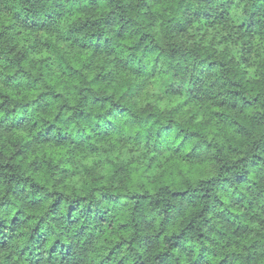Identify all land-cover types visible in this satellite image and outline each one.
Returning <instances> with one entry per match:
<instances>
[{
	"label": "clouds",
	"instance_id": "9594fccd",
	"mask_svg": "<svg viewBox=\"0 0 264 264\" xmlns=\"http://www.w3.org/2000/svg\"><path fill=\"white\" fill-rule=\"evenodd\" d=\"M0 264H264V0H0Z\"/></svg>",
	"mask_w": 264,
	"mask_h": 264
}]
</instances>
